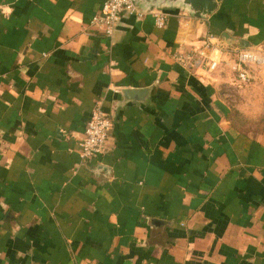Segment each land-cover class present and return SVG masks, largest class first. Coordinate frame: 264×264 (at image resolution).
I'll list each match as a JSON object with an SVG mask.
<instances>
[{
	"label": "crops",
	"instance_id": "crops-1",
	"mask_svg": "<svg viewBox=\"0 0 264 264\" xmlns=\"http://www.w3.org/2000/svg\"><path fill=\"white\" fill-rule=\"evenodd\" d=\"M101 4L0 0V264H264V136L234 129L227 79L173 59L208 34L264 50V0L122 15L110 38ZM96 106L107 150L82 160Z\"/></svg>",
	"mask_w": 264,
	"mask_h": 264
},
{
	"label": "built area",
	"instance_id": "built-area-1",
	"mask_svg": "<svg viewBox=\"0 0 264 264\" xmlns=\"http://www.w3.org/2000/svg\"><path fill=\"white\" fill-rule=\"evenodd\" d=\"M146 14L153 18L158 28L164 27L168 14L163 9L142 11L137 7L136 0H102L100 10L92 17L90 25L110 38L122 15L142 18ZM173 59L193 74L223 76L227 79L225 85L241 88L264 67V50L255 46L225 47L217 37L208 34L201 46L185 53L176 52ZM110 129L111 122L106 113L99 106L94 107L79 142L82 160L106 152Z\"/></svg>",
	"mask_w": 264,
	"mask_h": 264
},
{
	"label": "rangeland",
	"instance_id": "rangeland-1",
	"mask_svg": "<svg viewBox=\"0 0 264 264\" xmlns=\"http://www.w3.org/2000/svg\"><path fill=\"white\" fill-rule=\"evenodd\" d=\"M224 88L234 129L244 135L264 136V67L247 85L236 88L226 84ZM245 104L252 111L240 112Z\"/></svg>",
	"mask_w": 264,
	"mask_h": 264
},
{
	"label": "water",
	"instance_id": "water-1",
	"mask_svg": "<svg viewBox=\"0 0 264 264\" xmlns=\"http://www.w3.org/2000/svg\"><path fill=\"white\" fill-rule=\"evenodd\" d=\"M137 7L142 11H147L150 8L157 9H181L188 12L191 16L198 19L205 18L211 15L216 6L215 0H136ZM225 46L236 47L229 45L226 41L225 36H221ZM239 44L237 47H248L249 45ZM148 89H133L124 88L121 89L122 96L126 99H132L134 96L139 97L140 95L147 92Z\"/></svg>",
	"mask_w": 264,
	"mask_h": 264
},
{
	"label": "clouds",
	"instance_id": "clouds-1",
	"mask_svg": "<svg viewBox=\"0 0 264 264\" xmlns=\"http://www.w3.org/2000/svg\"><path fill=\"white\" fill-rule=\"evenodd\" d=\"M3 11L7 14V13H9L10 11H11V9L10 8H7V7H5L4 9H3Z\"/></svg>",
	"mask_w": 264,
	"mask_h": 264
}]
</instances>
